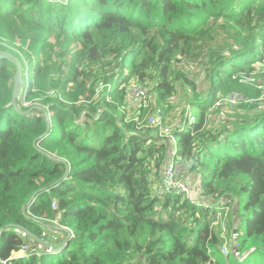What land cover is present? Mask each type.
<instances>
[{
  "label": "trees",
  "instance_id": "16d2710c",
  "mask_svg": "<svg viewBox=\"0 0 264 264\" xmlns=\"http://www.w3.org/2000/svg\"><path fill=\"white\" fill-rule=\"evenodd\" d=\"M0 50L23 73L11 104L15 66L0 59V264H264V0H0ZM136 83L156 123L178 86L193 92L169 137L126 106ZM230 91L248 101L216 106ZM171 148L203 198L237 201L228 253L224 209L156 194ZM42 230L62 246L35 247L26 231L45 242Z\"/></svg>",
  "mask_w": 264,
  "mask_h": 264
},
{
  "label": "rangeland",
  "instance_id": "374dc122",
  "mask_svg": "<svg viewBox=\"0 0 264 264\" xmlns=\"http://www.w3.org/2000/svg\"><path fill=\"white\" fill-rule=\"evenodd\" d=\"M189 71L191 73V75H189V78L194 81L198 95L201 97L205 96V92L207 89L205 72L198 65H192L191 67H189ZM148 88H149V91H151L150 90L151 86H148ZM262 90H263L262 95L258 101L257 106L264 109V88ZM20 94H21V87H18V89L16 90V94H15L16 100L19 98ZM193 97H194V94L188 87L178 86L177 94H175L171 98L170 105L168 106L169 109L165 112V114H167V115L159 118L160 121L158 120L159 125L161 126L163 132L166 135L170 134V129L173 128L179 122V116H180L181 112L184 109H188V101L189 100L191 101L193 99ZM14 102H15V100H14ZM27 104L28 103H25L24 105H27ZM154 104H155V102L148 105L147 107L136 106L133 108H137V109L143 108V109L147 110L148 112L158 113L159 110L154 108ZM131 109L132 108H129V110H131ZM227 110H229V109H227ZM225 111L218 112V113H210V115L208 117V124L210 126H218L220 124V121L222 120V117H223V114ZM28 112L29 113L32 112V114H38L39 113V111L36 108H30V109H28ZM147 113L145 115H143L142 118H140L139 114L135 115L134 118L139 119L140 123L142 125L143 123L146 122V118L153 114V113H148V114ZM153 115H157V114H153ZM160 122H161V124H160ZM193 123H194V120H191L190 124H193ZM168 136L169 135H167V137ZM172 146H175V144H172ZM184 171H185V178L184 179L186 181H189L188 183L190 184V187L193 191V193H191V195L193 197L192 199L200 201V197H203L204 195H206V192L203 194L202 190L199 187H197V183L199 182V180L198 179L196 180V175L193 171L189 170L188 168H185ZM192 199H190L191 202H192ZM208 199L213 202V204H211L212 202L209 203V204H211L210 206H215V207L224 209L223 211H221V215L217 217L216 221H219L220 223L222 222L221 229H220V235H221V237L222 236H224V237H223V243H222L220 248L221 249L226 248L228 250L230 248L232 242H233V239L236 237L235 235L237 232V225H238L237 201L232 200L228 197H223L221 204H219V200H214V199L209 198V197H208ZM224 204H226L224 207L221 206ZM227 204H229V205H227ZM52 205H53V203H52ZM228 219H229V230L225 232V222ZM52 224H53V226H59L60 228L61 227L65 228V230H61L62 234L60 235V238H62L61 236H63V232H70V229L58 224V221L56 219L52 220ZM51 229H53V228H51ZM54 230H51V231L42 230L41 236L46 239V242L50 246L58 247L60 245V242L56 239V238H58V236H56V233ZM69 235L71 236V233ZM60 246H62V244ZM51 255L52 254L48 255L47 258L49 259Z\"/></svg>",
  "mask_w": 264,
  "mask_h": 264
},
{
  "label": "built area",
  "instance_id": "2783aa9c",
  "mask_svg": "<svg viewBox=\"0 0 264 264\" xmlns=\"http://www.w3.org/2000/svg\"><path fill=\"white\" fill-rule=\"evenodd\" d=\"M264 66V58H263V64ZM248 100L246 97L237 91H231L227 93L225 96H222L219 98V100L215 103L216 106L219 105H225L227 108H232L234 106H238L241 103H245ZM155 102V97L151 91H149L148 86L145 84L136 83L131 85L127 89V99H126V106L129 108L133 105L140 104L141 107H147L148 105ZM157 114V113H155ZM148 122H145L146 125H152V126H158V134L159 136H166L167 135L163 132L161 126L159 125V122L156 123L157 117L156 115H150L146 118ZM193 120L192 117H190V121ZM139 121V119H138ZM156 123V124H155ZM163 132V133H162ZM169 137V136H168ZM173 140V139H172ZM175 153V148H171L168 150V154H170L171 161L168 162L165 169L163 170V178L160 184L156 187V194L160 195L161 197L166 196L170 193H175L177 195H185L189 199H192L191 193H193L190 184L186 182L185 178V168H190L187 164H182L174 161L171 157ZM192 203L197 205H202L206 207L205 202H201L198 200L192 199ZM53 207L55 204L53 203ZM70 237H73V234H71ZM21 252H14L12 253V258L17 257H24L27 254L28 246H23ZM224 254L228 253L225 252L227 250L226 248L220 249ZM48 251V250H47ZM3 264H6L3 262Z\"/></svg>",
  "mask_w": 264,
  "mask_h": 264
},
{
  "label": "water",
  "instance_id": "95a60500",
  "mask_svg": "<svg viewBox=\"0 0 264 264\" xmlns=\"http://www.w3.org/2000/svg\"><path fill=\"white\" fill-rule=\"evenodd\" d=\"M0 59H6V60L10 61L15 66L14 91H13V97H12L13 99L11 102V104H14L15 103L14 100H15L16 90L18 89V87H21V85L23 84L22 66H21L19 59L14 54H12L11 52L5 51V50H0ZM27 112H25V113H27ZM51 228L59 229V230H65V228H62V227L60 228L59 226H57V227L52 226ZM26 235L31 239V242L33 243V245L35 247H38V245L40 243V244H43L46 249H50L52 251L56 250L52 246H50L46 241L42 242V240H40L38 237H36L34 234L30 233L29 231H26Z\"/></svg>",
  "mask_w": 264,
  "mask_h": 264
},
{
  "label": "clouds",
  "instance_id": "9594fccd",
  "mask_svg": "<svg viewBox=\"0 0 264 264\" xmlns=\"http://www.w3.org/2000/svg\"><path fill=\"white\" fill-rule=\"evenodd\" d=\"M230 92H231V91H230ZM192 118H193V117H192ZM193 120H194V118H193ZM188 122L190 123V118H189ZM200 201H201V202H205V203H206V207H210V205L213 204L212 201L207 200V199H205V198H203V197H200ZM210 202H212V203L209 204ZM201 206H202V205H201ZM202 207H205V206H202Z\"/></svg>",
  "mask_w": 264,
  "mask_h": 264
},
{
  "label": "crops",
  "instance_id": "0c3cea01",
  "mask_svg": "<svg viewBox=\"0 0 264 264\" xmlns=\"http://www.w3.org/2000/svg\"><path fill=\"white\" fill-rule=\"evenodd\" d=\"M187 183L189 182V181H186ZM13 255V254H12Z\"/></svg>",
  "mask_w": 264,
  "mask_h": 264
},
{
  "label": "bare ground",
  "instance_id": "6f19581e",
  "mask_svg": "<svg viewBox=\"0 0 264 264\" xmlns=\"http://www.w3.org/2000/svg\"><path fill=\"white\" fill-rule=\"evenodd\" d=\"M262 4V3H261ZM213 76V75H212ZM206 93V92H205ZM238 114V113H237Z\"/></svg>",
  "mask_w": 264,
  "mask_h": 264
}]
</instances>
